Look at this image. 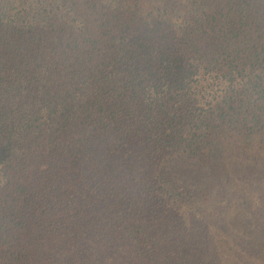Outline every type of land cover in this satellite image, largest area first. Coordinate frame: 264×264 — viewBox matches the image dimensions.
Returning <instances> with one entry per match:
<instances>
[{
	"label": "trees",
	"instance_id": "trees-1",
	"mask_svg": "<svg viewBox=\"0 0 264 264\" xmlns=\"http://www.w3.org/2000/svg\"><path fill=\"white\" fill-rule=\"evenodd\" d=\"M0 264H264V0H0Z\"/></svg>",
	"mask_w": 264,
	"mask_h": 264
}]
</instances>
